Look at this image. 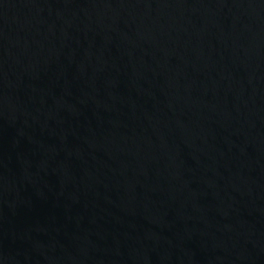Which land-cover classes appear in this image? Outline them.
<instances>
[{
  "label": "water",
  "instance_id": "obj_1",
  "mask_svg": "<svg viewBox=\"0 0 264 264\" xmlns=\"http://www.w3.org/2000/svg\"><path fill=\"white\" fill-rule=\"evenodd\" d=\"M0 264H264V0H0Z\"/></svg>",
  "mask_w": 264,
  "mask_h": 264
}]
</instances>
